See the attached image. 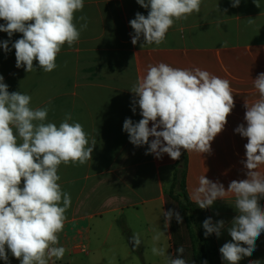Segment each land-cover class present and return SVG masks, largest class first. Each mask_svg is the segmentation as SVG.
<instances>
[{
  "label": "crops",
  "instance_id": "obj_1",
  "mask_svg": "<svg viewBox=\"0 0 264 264\" xmlns=\"http://www.w3.org/2000/svg\"><path fill=\"white\" fill-rule=\"evenodd\" d=\"M257 3L259 7L254 0H240L239 6L233 7L232 0H202L200 12L175 21L157 46L144 44L143 37L136 45L131 43L135 33L129 22L137 12L145 16L149 12L136 0H84L83 10L75 13L74 23L79 29L86 22L87 28L73 46L63 45L56 58V69L48 73L39 68L38 61L33 62L32 72L17 68L12 44L23 34L9 37L0 32V43L9 41L11 49L5 52L0 47V75L8 91L31 95L33 109L47 106L45 123L59 127L70 112L73 119L69 123L79 122L89 134L90 144L92 139L96 141L92 160L84 165L62 163L58 168V183L71 196L57 245L67 251L63 259L53 258L49 264L84 253L90 262L117 257L116 235L122 223L127 230L151 232L144 218L148 207L160 205L165 212L178 160L166 153L161 158L154 153L146 155L148 145H133L123 130L126 118L134 124L142 119L139 105H133L138 97L130 90L146 75L149 65L163 62L173 68H200L229 80L233 90L235 107L223 131L211 142V153L181 150L187 157L185 182L191 202L196 204L192 195L202 175L223 184L226 191L231 181L247 179L242 161H246L244 145L248 140L234 129L240 124L247 126L245 103L251 106L259 98L253 80L264 72V0ZM81 16L86 21L80 20ZM4 23L0 20V24ZM257 171L264 174V164ZM234 202V195L228 194L206 209L213 224L225 222L220 236L214 233L221 264L227 261L219 249L232 242L228 228L239 215ZM259 204L264 208V197ZM164 230L171 239L170 222ZM118 241L123 245L120 238ZM6 252L7 264L20 263L9 250ZM250 261L264 264V232L257 238L253 254L243 257L238 264ZM0 264L6 262L0 259Z\"/></svg>",
  "mask_w": 264,
  "mask_h": 264
},
{
  "label": "clouds",
  "instance_id": "obj_2",
  "mask_svg": "<svg viewBox=\"0 0 264 264\" xmlns=\"http://www.w3.org/2000/svg\"><path fill=\"white\" fill-rule=\"evenodd\" d=\"M136 2L149 12L147 16L137 12L129 22L135 33L131 43L136 45L143 37L144 44L159 46L175 21L200 12L202 0ZM254 2L259 7L257 0ZM239 4L240 0H232L233 7ZM83 7L84 0H0V20L5 21L0 24V32H6L9 37L23 34L12 44L15 66L29 73L34 70L33 62L38 61L44 72L55 70L63 45L73 46L87 28L86 22L79 29L74 23L75 13ZM79 19L86 21L84 16ZM0 47L5 52L11 50L9 41L0 43ZM3 81L0 75V259L7 264V249L20 264H49L53 258L63 259L67 251L57 245L71 196L58 183V168L62 163L84 165L92 160L96 141L92 139L90 144L89 134L79 122L69 123L73 119L70 112L59 127L45 123L49 108L33 109L31 95L9 92ZM253 85L259 98L251 106L245 103L247 126L240 124L234 129L248 140L244 145L246 161H242L247 179L231 181L226 191L223 184L202 175L192 195L201 209L211 207L217 199L224 200L228 194L234 195V207L239 215L228 228L232 242L219 249L227 264H238L243 257H250L257 238L264 232V208L259 204L264 197V174L257 171L264 164V72L253 80ZM130 91L138 97L133 105H139L142 119L134 124L126 118L123 130L133 145H148L145 154L154 153L157 158L166 153L171 159L179 160L182 149L211 153V142L223 131L235 107L229 80L200 68H173L163 62L149 65L146 75ZM132 111L135 113V106ZM150 137L154 139L149 143ZM162 215L165 228L173 216L177 223L183 221L174 210ZM202 226L205 237L213 233L219 237L225 222L213 224L209 217ZM162 235L164 232H157L153 240L159 241ZM131 242L138 248L142 243L140 234L134 232ZM151 251L153 255L165 256L166 264H187L183 258L167 255L164 248L153 246ZM176 251L183 254L185 250L180 246ZM250 264L260 262L250 261Z\"/></svg>",
  "mask_w": 264,
  "mask_h": 264
},
{
  "label": "rangeland",
  "instance_id": "obj_3",
  "mask_svg": "<svg viewBox=\"0 0 264 264\" xmlns=\"http://www.w3.org/2000/svg\"><path fill=\"white\" fill-rule=\"evenodd\" d=\"M179 190L180 188L175 190L173 194L168 191L167 194V208L165 212L174 210L175 212H179L183 218L182 223H177L175 216L172 217L170 221V225L172 226L171 239L168 238L164 230L165 217L162 215L164 209L160 205L150 206L144 218L151 232L144 229L127 230L125 223H122L116 235V243L119 245L117 257L108 258L103 262H100V260L90 262L84 253L79 256L68 257L63 261L56 262V264H166L165 256L153 255L151 251L153 246L164 248L166 254L173 259L183 258L187 261V264H201L199 259L201 250L211 241L210 235L205 237V229L202 226L203 221L207 219L206 209H201L198 205L188 207L183 199L182 193L179 194ZM180 205L186 207L187 210L184 213L181 212ZM151 208L153 209L151 210ZM150 211L153 213L151 214ZM159 231L164 232L165 235H162L159 241H154L153 237ZM134 232L139 233L141 237L142 243L138 248L134 247L131 242V237ZM119 238L122 240L123 245L118 241ZM180 246L185 250L183 254L177 253L176 251ZM124 248L126 250L125 253ZM17 264L20 263L17 262Z\"/></svg>",
  "mask_w": 264,
  "mask_h": 264
},
{
  "label": "trees",
  "instance_id": "obj_4",
  "mask_svg": "<svg viewBox=\"0 0 264 264\" xmlns=\"http://www.w3.org/2000/svg\"><path fill=\"white\" fill-rule=\"evenodd\" d=\"M186 170H187V157L185 153H183L176 165L173 183L171 185L169 192L173 194L175 190L180 188L179 194L182 193L183 199L185 200L186 204L189 207V206H195L196 204L191 202L186 192V182H185ZM180 208H181L182 213H184V211L187 210L186 207H184L183 205H180ZM207 218H208V215H207ZM171 230H172V226H171ZM210 237H211L210 243L207 246H204L201 250V254L199 258L201 261V264H204L205 261L207 262V264H221L220 259H219V253H218L216 243H215L214 233L210 234Z\"/></svg>",
  "mask_w": 264,
  "mask_h": 264
}]
</instances>
